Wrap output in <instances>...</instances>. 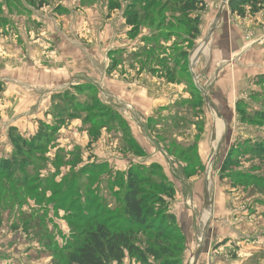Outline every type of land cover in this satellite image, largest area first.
<instances>
[{
	"label": "rangeland",
	"instance_id": "374dc122",
	"mask_svg": "<svg viewBox=\"0 0 264 264\" xmlns=\"http://www.w3.org/2000/svg\"><path fill=\"white\" fill-rule=\"evenodd\" d=\"M36 1L0 0V161L14 154L20 159L16 171L21 162L25 173L34 171L23 187L0 179V264H68V252L60 249L86 224L70 219L66 209L55 210L60 192L84 167L109 163L108 173L102 168L98 176L105 198L99 219L118 223L120 185L109 183L132 162L160 163L175 190L166 205L176 223H165L162 246L178 248L181 235L183 241L179 261L169 264H193L200 249L207 182L212 215L197 264H216L219 257V264H264V125L253 117L264 112V10L241 18L225 0H205L193 16L199 17L196 34L178 25L174 0ZM128 11L139 12L134 28L127 14L135 13ZM164 24L172 32L171 54L183 50L187 56L168 77L150 72L157 53L129 56L142 45L139 39H156ZM86 85L94 89H73ZM68 92L81 104L96 97L122 124L97 126L90 121L99 120L95 111L87 120V113L58 119L53 104ZM46 124L53 131L43 150L27 144ZM67 174L60 190L50 182L46 190L38 188L47 178L62 183ZM145 189L158 198L164 194ZM79 193L84 202L86 192ZM217 226L236 233L235 239L220 243ZM123 264L141 263L135 257Z\"/></svg>",
	"mask_w": 264,
	"mask_h": 264
},
{
	"label": "trees",
	"instance_id": "16d2710c",
	"mask_svg": "<svg viewBox=\"0 0 264 264\" xmlns=\"http://www.w3.org/2000/svg\"><path fill=\"white\" fill-rule=\"evenodd\" d=\"M31 1H34L36 5V0ZM39 1L42 3L41 5L47 4L46 0ZM173 4L179 6V11L181 12L178 15L179 17H176L178 25L186 29L188 27L190 32L199 33L198 26H195L199 24V17L193 16L204 10L205 0H174ZM228 8L233 15L245 18L247 14L257 15L263 11L264 0H230ZM128 13H131V15L135 13L132 18L131 16L129 17L130 14H127L128 23L134 28V20L137 18V13L139 12L128 11ZM161 27L162 31H160V34H157L156 39H153L152 36L139 39L138 41L142 45L138 47V52H132L129 56L131 58H140L143 54L157 53L158 55L152 56L154 66L150 67V72L161 73L163 77H168L171 74L173 76L176 67H180L183 60H187V56L183 50L171 54L170 49L172 47L167 45L169 44L172 32L168 31L166 24ZM158 40H162L164 44L157 45L156 41ZM148 43H151L152 46L147 47ZM184 43L185 41L181 44ZM157 49H161L162 52L160 50V52H157ZM114 54L120 56V54H123V51H119V53L116 51ZM118 56L116 57L119 58ZM86 88L94 89L90 85H86L85 87L76 86L73 89L84 92ZM57 97L58 99H63V102L60 101L53 104L54 111L57 109V114L54 113V115L60 120L66 119V117L76 119L82 113H87L85 116L87 120L90 119L88 118L89 112L95 111L99 120H95L97 117H91L90 121H96L95 125L97 126L104 125V127L110 128L117 121L122 124L121 117L104 103L99 102L96 97L91 103L86 102L85 104L77 101L76 96L71 92ZM254 113L253 117L264 125V112ZM43 126L46 127H43L44 129L42 128V131H39L36 136L27 140V144L32 145L38 150H43L45 145H47L51 131H53L48 129L47 124ZM138 148L141 149L140 146ZM263 148L264 144H261L259 149L262 150ZM75 154L81 157L79 151H76ZM231 159L229 160L230 164ZM2 160L0 161L1 180H8L13 185L23 187L27 186L32 178H34V171L24 172L26 167L25 162L18 163L19 169L16 171V163L20 160L17 155L14 156L13 154L12 159ZM23 160L22 158L21 161ZM102 168H106L104 171L108 173L109 163H102L101 165L93 164L87 168L84 167L83 170L76 174L79 178L74 177L67 183L64 186V190L60 192L61 195L55 201V210L66 209L70 211L68 215L70 219H74V217L78 220L82 219L86 224L84 231L75 235L76 238L73 243L71 241L69 243L68 241L67 245L60 249V251L68 252V264H123L127 258L133 260L135 257L141 264H169L179 261L177 259H179L178 254L182 248L180 245L183 241L182 235L179 239L178 248H172L169 245L162 246V241L164 242L166 239L164 235V231L167 229L165 223H176V219L169 213V209H167L169 207L166 205V197L172 199L175 195V190H173L171 184L166 183V176L161 174V166L154 163L145 165L132 162L131 167L126 172L118 171L120 172L118 173V180L110 182L113 184L109 183V186L120 185L118 192H116V196H119L117 204V210L119 211L116 214L118 223H114L108 220V218L99 219L102 212H104L105 203V198L101 192L102 181L98 179V176L104 172ZM19 170L24 174L20 176ZM157 170L160 174H157ZM67 176L68 174L63 177L62 183L59 181L58 183H52L50 178H47L48 180L42 182L44 187L41 183V186L39 185L38 188L46 190V188L52 185L56 190H60L64 181L68 179L69 176ZM47 177L54 179L53 175ZM157 178H160V181H157ZM147 186L159 190L161 194L164 193L163 196H159L158 198L151 189L150 191L145 189ZM79 192H86L84 202H82ZM163 205L166 207L163 208ZM74 209L80 210L81 215L73 212ZM36 223L40 226L38 219ZM69 223L73 229L78 228L76 222L70 221ZM41 229L43 228L40 226ZM46 232L51 234L49 228ZM152 232L155 234L153 235ZM141 233L147 235L149 242L142 243L138 240V236ZM152 243L154 244L152 245Z\"/></svg>",
	"mask_w": 264,
	"mask_h": 264
},
{
	"label": "water",
	"instance_id": "95a60500",
	"mask_svg": "<svg viewBox=\"0 0 264 264\" xmlns=\"http://www.w3.org/2000/svg\"><path fill=\"white\" fill-rule=\"evenodd\" d=\"M229 2H230V0H225L224 1V5H227V4H229ZM222 10H223V8H222ZM219 17L220 16H218L217 17V19H216V21L219 19ZM216 29H217V27L215 28V29H213L212 31H211V33H209V35L206 37V43L207 44H210V42H211V38L213 37V34H214V32L216 31ZM200 51L201 50H199L198 51V53H200ZM198 53H197V55H198ZM206 100L210 103V100H208L207 99V97H206ZM210 105H212L211 103H210ZM205 203H206V206H207V208H208V212H209V216H208V220H207V222H206V225H205V231H204V235H203V238H202V243L200 244V246H199V251L197 252V254L195 255V257H194V261H193V264H197V261H198V259H199V257H200V254L202 253V251L204 250V248H203V245H204V241L206 240V238H207V235H208V226H209V222H210V219H211V215H212V206H211V203H210V189H209V184H208V182L206 183V185H205Z\"/></svg>",
	"mask_w": 264,
	"mask_h": 264
},
{
	"label": "crops",
	"instance_id": "0c3cea01",
	"mask_svg": "<svg viewBox=\"0 0 264 264\" xmlns=\"http://www.w3.org/2000/svg\"><path fill=\"white\" fill-rule=\"evenodd\" d=\"M218 17V15L216 16V18ZM224 28V27H223ZM87 83V82H86ZM157 163H159V161H157ZM160 164V163H159ZM215 218H216V215H215ZM216 220H218V218H216ZM218 231H219V233H218ZM215 231H213V233H214ZM217 232V233H216ZM215 233L217 234L216 236H214V238H217L218 236H219V241H220V243H223L224 242V244L226 243V241L225 240H234L235 239V237H234V235L236 234H233V232H229L228 230H225V229H223V230H218V226H217V231H216ZM238 234V233H237ZM236 236V235H235ZM221 258L222 257H219L218 259H220V261H221ZM217 259V260H218ZM217 260L215 259V262H216V264H219L218 262H217ZM221 263V262H220Z\"/></svg>",
	"mask_w": 264,
	"mask_h": 264
},
{
	"label": "bare ground",
	"instance_id": "6f19581e",
	"mask_svg": "<svg viewBox=\"0 0 264 264\" xmlns=\"http://www.w3.org/2000/svg\"><path fill=\"white\" fill-rule=\"evenodd\" d=\"M215 149H216V148H215ZM208 216H209V214H206V215H205V218H206L207 220H208Z\"/></svg>",
	"mask_w": 264,
	"mask_h": 264
}]
</instances>
